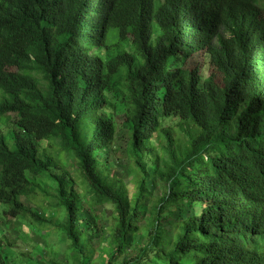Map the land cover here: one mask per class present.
<instances>
[{"label":"trees","instance_id":"obj_1","mask_svg":"<svg viewBox=\"0 0 264 264\" xmlns=\"http://www.w3.org/2000/svg\"><path fill=\"white\" fill-rule=\"evenodd\" d=\"M259 1L0 0V122L15 116L11 141L0 134L2 214L51 221L70 264H264ZM198 52L222 85L182 66ZM88 203L112 209L108 236Z\"/></svg>","mask_w":264,"mask_h":264},{"label":"rangeland","instance_id":"obj_2","mask_svg":"<svg viewBox=\"0 0 264 264\" xmlns=\"http://www.w3.org/2000/svg\"><path fill=\"white\" fill-rule=\"evenodd\" d=\"M259 5L264 12V0L259 1ZM190 64L198 68L199 74L205 79L209 75L214 76V81L218 85H222V75L216 71L210 64L206 56L202 52L194 54L192 57L186 59L185 64L182 66L188 67ZM2 96V92H0ZM122 111L120 105L116 106V109L109 114L115 124L119 125L118 114ZM5 122H0V134H4L7 141L10 142L11 128L10 124L15 118L14 115H6ZM176 121V120H175ZM173 121L169 122L172 125ZM178 139H180L181 144L188 143V137L181 130L175 131ZM42 146L45 142H41ZM116 158L119 161H123L122 180L127 183L132 177L129 175L130 164H134L132 158L126 153L118 150V146L115 147ZM145 151L140 152V156L143 157ZM146 163H152L151 159H144ZM120 163V162H119ZM65 169L69 172L71 178L73 179L74 185H76L80 191L81 196L84 199H89L90 194L87 191V184L84 179L79 176V174L73 170L71 163L68 162ZM57 173H61V170H56ZM127 172V173H126ZM129 175V176H128ZM30 180L37 184L39 189L47 190L53 184L50 180L46 178H31ZM47 199L43 200V204L47 203ZM86 207L91 211L93 215L97 216L100 225L103 227L104 233L108 236L115 226V218L112 209L106 204L104 205H93L86 204ZM6 210L4 206L0 205V243L8 242L10 245L6 247V252L9 256L11 264H70V258L68 257L69 250L67 248V241L64 239L60 230L53 229L51 221L45 222L44 226L32 225L30 222L22 220L20 216L15 219L10 218L2 214L3 210ZM42 211V210H41ZM45 218H55L54 223H58L63 216L62 211L56 212L55 209H51L48 206L44 207L42 212ZM19 224H18V223ZM144 234V232H142ZM98 262L104 264L106 256L103 252L97 255ZM66 258V259H65Z\"/></svg>","mask_w":264,"mask_h":264}]
</instances>
